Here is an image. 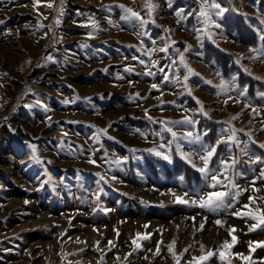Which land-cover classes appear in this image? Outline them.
Wrapping results in <instances>:
<instances>
[{
    "label": "rangeland",
    "instance_id": "rangeland-1",
    "mask_svg": "<svg viewBox=\"0 0 264 264\" xmlns=\"http://www.w3.org/2000/svg\"><path fill=\"white\" fill-rule=\"evenodd\" d=\"M140 2L141 8H146V0H53L51 6L46 0L39 5H35V0H0V264H68L69 261L71 264H175L168 251L173 240L176 241L175 250L183 253L181 264L201 254V244L206 250H216V255L206 264H227L219 259V250L225 239H232L227 230L232 225L236 226L237 242L229 251L249 256L251 264H264V246L254 245V250L249 248L251 241H264V225L253 229L251 226L257 221L252 217L228 214L248 203L249 195L264 196V179L256 181L259 192L253 193L250 187L252 177L259 174L264 164H249L248 157L241 156L239 167L245 175L237 176V182L248 191L242 192L237 205L215 214L208 209L173 202L169 189L189 191L191 195V188L205 187L201 174L180 156L175 144L172 145L171 160L142 149L158 146L167 151L163 145L156 144L160 137L151 131H160L162 127L137 106L149 112L156 110V91H146L142 95L144 98H133L131 104L121 105V97L111 95L115 104L111 101L103 108L110 118L122 111L133 113L120 116L122 119L117 123L112 121V128H107L110 135L102 137V148L93 158L90 155L99 145L92 146L96 133L90 126L92 123L73 126L66 133L62 122L68 113L86 112L84 107L58 110L60 105L52 104L51 111L59 112V123L51 121L50 113L45 115V110H39L43 104L38 101L43 97L49 100L51 95L54 99L59 96V91H67L70 100L74 94L94 91L98 81L107 82V78L100 79L107 70L103 73L93 69L97 52L105 58L111 77L126 58L131 59V63L140 58L152 60L144 57L150 49L147 45L142 49L143 53L139 48L128 49L109 40L95 47L92 45L94 37L87 35L94 31L110 37L116 23L126 25L131 33H135L138 22L115 21L121 14L119 11H123L119 7L121 3L139 8ZM218 2L228 11L222 16H213L219 26L209 27L212 28V39H217V46L223 50L231 49L228 43L232 31L224 28L228 23L249 24L264 30L260 23L264 19V0ZM153 3L156 7L152 13L160 12L161 18L183 8L186 19L178 24L203 25L198 22L199 0H172V7L168 6V0H153ZM189 11L192 15H187ZM140 12L145 16L149 10ZM109 17L112 23H109ZM57 18L60 23L56 22ZM90 19L98 22L97 29L90 23H83ZM181 34H187L182 27L177 32V35ZM256 38L259 41L258 36ZM263 49L261 47L256 53L260 51L263 56ZM49 56L55 59L50 60ZM143 81L150 84L146 79ZM110 82L111 86L95 91L111 93V87L115 89L118 83ZM123 83L132 84V80L126 78L118 86ZM134 85L141 84L136 81ZM151 116L161 118L160 115ZM89 119H94L92 114ZM137 129L147 132V137ZM165 138L170 140V134ZM72 139L81 144L78 154L67 148L76 145ZM31 144L37 145L42 162L33 159ZM123 144L126 145L122 147ZM128 145L137 148L134 155H130L132 148ZM241 146L253 151L249 138H243ZM194 147L185 143L184 151ZM117 156H128V159L114 165ZM92 159L99 163H90ZM215 161L216 157H213V163ZM194 162L199 163L198 158ZM97 173L107 179L101 180ZM65 174L68 177L61 180ZM256 205L264 208V200L257 199ZM104 208L110 211L105 212ZM218 216L226 221L224 225L215 223ZM192 217H195L194 221ZM138 232L151 234L140 240L143 246L139 249L132 243ZM109 240L114 246L108 244ZM161 240L163 243H159ZM96 241L100 242V251ZM185 248L187 252H184ZM230 258L232 264H248L239 256Z\"/></svg>",
    "mask_w": 264,
    "mask_h": 264
},
{
    "label": "crops",
    "instance_id": "crops-1",
    "mask_svg": "<svg viewBox=\"0 0 264 264\" xmlns=\"http://www.w3.org/2000/svg\"><path fill=\"white\" fill-rule=\"evenodd\" d=\"M139 6V8L136 7L134 9L137 11L146 9L141 8L142 2L139 3ZM119 12L121 14L115 22L123 21L121 19L123 11ZM159 13L160 12L157 11L156 13H151V16L155 15L153 17L155 23L152 22V19H149V13H146L144 16L148 21L146 28L141 29L138 26L134 31L136 33L146 30L148 32L147 36H137L135 33L130 32L131 29L129 27L120 23H116L112 26L115 29L112 30L110 37L96 33L92 36L94 37L92 40L94 44L92 45L95 47L100 46L101 42L109 40L112 42L114 41L116 44L128 49L135 48L136 50L139 48L140 52H142V49L146 45L150 48H155L156 51L151 56L144 54V57L159 60V66L152 65L148 59L140 58V60L131 63L129 62L131 59L126 58L124 62H117L119 63V67L115 73H113V77L110 76V67L107 65V73L103 77L99 78H107L108 81H96L97 84L95 85L94 89L96 90L100 87L105 88L106 86L109 87L111 86L110 81L112 80L117 82L119 85L120 82L126 78L132 80V84L123 83V85L120 86L116 85L117 90L116 87L115 89L111 87V93L100 92L98 90L91 91L88 94L85 92H82V94L77 93L74 94L70 100L67 91H59V96H56L54 99L51 97V95H49L48 97L52 99L51 101H49L50 99L48 100V98H44L43 95L39 93L43 97L42 104H46L48 106L47 108L41 106L39 110H45V115L50 113L51 121L54 123H59V112H57L55 109L51 111L52 104L58 103L60 105L58 110H62V108L67 109V107L72 108V106H81L82 108L84 107L86 112L80 110V113H77L76 115H70L68 113V116H64L65 120L62 122L65 123L67 131L66 133H69L73 126L90 122L92 123L90 126L93 127L97 132L98 128H108V130L111 129L112 121H116L115 123H117L122 119L119 118L120 116L133 113L132 111H122L120 115L118 114V116L110 118V116L107 115V112H103V108H106L109 103L113 101L111 99V95L120 96L122 100L120 103L121 105L131 104L130 100L132 99H129L130 95L134 98H144L142 95H145L146 91H156L157 99H155V106H157V109L145 113L144 108L140 105H137L139 106V109L143 111V114L155 116L160 115L161 118H170L171 120H176L183 117V110L185 108L190 109L192 111L186 112V114L193 115L199 121L195 127L202 132L205 129H210V131L207 132V135L203 137V139L208 142L214 141L216 136L219 134L221 127L220 122L231 120L237 129H243V131L239 133L241 140H243V138L248 140L246 135L249 131H251L254 137L252 140L253 151L257 154L264 155V149H261L257 143L264 142V127H262V124H264V115L253 116L251 109L244 106L245 102L251 103L253 105H259L261 106L259 111L264 113V96L260 95L264 94V49L263 56L260 55L262 54L260 51L258 53H253L250 51V49L253 47L259 49L261 47L264 48V45H262L264 42H261L260 40L257 41L256 36H258V33L255 27L249 24H239L238 22L228 23V25H225L224 28L232 31L231 41L228 43L231 49L230 51H225L217 46L219 45L217 39L214 37L212 39V36L207 35L204 25H197L194 22H191L188 26L186 24H178V21L182 22V19H180V17L175 14V11H171V16L168 15L162 18ZM238 13L241 14V12ZM121 25L126 27V29L121 27ZM181 27L187 32L185 36L182 34L177 35V32ZM211 30V26H208V31ZM141 41H143V45H141ZM153 41H155L154 44ZM171 41H175V44L170 43ZM218 41L220 40L218 39ZM165 44H168V53L160 51V49L163 48ZM189 45H191V47H188ZM186 48L187 51H185ZM179 52H183L187 63L192 69L195 70V74H193L189 79V84L192 88L191 93L185 91L183 87L178 86L173 80L163 81L162 79L165 72H167L170 76H174L175 68L179 67L181 69V84L183 83L182 78L186 72V69H184L183 65H181L179 62ZM141 60H144L148 63L146 65L141 64ZM173 61H175V63H173ZM104 62L105 58L103 55L97 52V58L92 62L93 69L96 71H102L104 73L106 69V63ZM242 64L246 68H244ZM126 66H130L132 70L129 71L128 67ZM146 66L155 73L154 76L146 75ZM162 67L164 68L163 72L160 70ZM218 73H220L224 79L234 78L240 89H247V97H239L237 90H232L227 94L217 95L216 93L218 89L215 87V85L219 84L220 82V75H218ZM145 79L150 81V84L147 81H143ZM153 80L156 81V83H160L162 85L161 89L157 90L151 88V82ZM207 80H212L213 84H208ZM136 81H138L141 85H134ZM94 83L95 82H92V84ZM145 84L147 86H142ZM137 92H139V96H135V93ZM161 92H163L162 96ZM227 95H231L234 100L238 98L240 102L234 103L233 101H229L227 104H225L224 100L227 98ZM75 96H78V99H74ZM197 98H199V101L203 102L205 111L209 113L208 117H205L201 113L195 111V109L199 107ZM161 100L165 101V103L161 104ZM64 101L70 102L65 103ZM171 101H175V104L171 103ZM185 102L187 104H184ZM113 104H115L114 101ZM107 110L109 111V108H107ZM91 114L94 119H89ZM106 117H108V119L103 121V119ZM116 118L118 119L116 120ZM109 135L110 134H101L100 140L95 139L92 146L95 144L99 146L94 149L93 153L90 155V158H93L94 153L102 148V137ZM165 135L167 136V134ZM79 141L84 143L82 139H79ZM71 142L76 145H68V150L73 154L80 153L81 149L79 145L81 144H77L79 142L75 139H72ZM166 142V138L163 141L161 139L156 140L157 145H164ZM125 145L126 144H123L122 147ZM128 146L132 148L130 155H134L135 151H133V149L136 150L137 148L131 145ZM142 149L146 150V147ZM223 149L224 145L221 144L217 149V154L219 155ZM66 175L67 174L62 176L61 180L63 177H68Z\"/></svg>",
    "mask_w": 264,
    "mask_h": 264
},
{
    "label": "snow or ice",
    "instance_id": "snow-or-ice-1",
    "mask_svg": "<svg viewBox=\"0 0 264 264\" xmlns=\"http://www.w3.org/2000/svg\"><path fill=\"white\" fill-rule=\"evenodd\" d=\"M42 2V0H35V5H39ZM49 6L52 5L53 0H46ZM168 6L172 7V0H168ZM119 7L123 10V15L121 16V19L126 22H138V26L141 29H145L148 21L145 19V17L141 14L140 11L135 10L132 7H129L125 4H120ZM144 7H146L149 10V19H152V22L155 23V20L152 18L151 13L154 11L156 5L153 3V0H146ZM62 11V9H61ZM228 11L227 8H224L221 3L218 2V0H199V14H198V22H202L205 27V32L207 35L211 36L212 33L208 31L209 25H217V21L213 19V16L219 17L222 16L224 12ZM175 14L180 17V19H186V15L184 14L183 8H177L175 9ZM187 15H192V12L189 11ZM57 23H60L59 18H57ZM179 22V21H178ZM85 24H91L93 26V29H97L99 27V24L94 19H90L88 21H84ZM109 23H112L111 17H109ZM261 25H264V19H261L260 21ZM136 25L134 24V27ZM219 26V25H217ZM170 31V29H169ZM198 31V30H197ZM258 35V39L261 42H264V30L261 28L256 29ZM95 34L94 31H89L87 33L88 36H93ZM137 36H147L148 32L141 31L135 33ZM141 45H143V41L140 42ZM155 41H153V44ZM170 43L175 44V41H171ZM188 47H191L189 45ZM156 51L155 48L148 49L146 55L151 56ZM160 51H163L165 53H168L169 48L168 44H165L163 48L160 49ZM187 51V48L185 49ZM250 51L253 53L257 52V49L255 47L251 48ZM48 59H55V57L49 56ZM134 59H139V57H134ZM178 59L181 65H183V68L186 69V72L182 78L183 83L181 84V76L180 71L181 69L179 67L175 68V75L170 76L167 72L163 75L162 79L163 81H170L173 80L178 86L183 87L185 91L188 93L192 92V88L189 84L190 77L195 74V70L191 68V66L187 63L186 58L183 54V52H179ZM239 62V61H238ZM141 64H147L148 62L141 60ZM152 65L159 66V60L152 59L150 61ZM175 63V61H173ZM128 67V70L131 71L132 68L130 66ZM107 69H105L106 71ZM162 72L164 71V68L162 67L160 69ZM145 73L148 76H154L155 73L148 68L145 67ZM220 75V82L219 84L215 85V87L218 89L217 95L221 94H227L231 92L232 90L238 91L239 97H247V89H240L239 85L235 82L234 78L231 79H224L223 76ZM131 83V81H130ZM208 84H213L212 80H207ZM162 85L160 83H152L151 88L152 89H161ZM139 92L135 93V96H139ZM163 95V92H161V96ZM264 96V94H260ZM133 96H129V99H133ZM229 101H233L234 103L240 102L239 99H233L231 95H227V98L224 100V103L227 104ZM65 103H69L70 101H64ZM197 102L199 104V107L195 109L196 112L201 113L203 116L208 117L209 113L205 111L204 105L202 101H199V98H197ZM38 103H43L42 101H38ZM161 104L165 103V101L161 100ZM171 103L175 104V101H171ZM246 108H250L253 116L256 115H264V113H261L259 111V108L261 106L259 105H253L251 103L245 102L244 105ZM44 108H47L48 106L46 104L43 105ZM145 113L148 112L147 109H144ZM186 112H191L190 109H185ZM150 120H152L154 123H159L162 128L160 131H156L155 129H151L152 133L154 135H157L160 137V139L163 141L165 140V134H170L171 139L168 140L163 146L167 149V151H162L160 147L156 146L153 148L146 149V151L153 152L157 156H161L166 160H171V151H172V145L175 144L177 151L179 152L180 156L193 168L197 169V171L201 174L203 178V183L205 187L201 188H191V195H189V191H182L177 192L175 189H169L168 192L173 198V202L187 205V206H197L201 209H208L212 213L219 214L222 211H227L231 209L234 205H237L239 203L240 197L242 192L248 191V188L242 187L237 182V176H243L245 175L244 171H242L239 167V165L242 163V157H248V163L252 164L255 162H259L261 164H264V155L257 154L256 152L252 151L250 148L242 145V140L239 136V133L243 131V129H237L236 126L232 123L231 120L228 121H222L221 127L219 130V134L216 136L215 140L212 142H208L203 139L204 136L207 135V132L210 131V129H205L203 132L197 129L195 126L199 123V121L190 114H186L180 119L171 120L170 118H156L152 117L151 115L148 116ZM50 119V118H49ZM262 127H264V124H262ZM137 132H140L139 129L136 130ZM101 134L108 135L107 128H98L97 132L94 134V138L96 140L101 139ZM140 134L144 137H147V132H140ZM248 138L250 141L254 139L251 131L247 133ZM112 139H115V137H111ZM188 143L189 145H195L194 148L191 149V151H184V144ZM259 144V147L261 149H264V142H257ZM223 144L224 150L218 155L217 149L218 147ZM30 147L33 151V159L41 160L40 156L37 152V145L31 144ZM236 149L239 150V152H236ZM133 151H136L133 149ZM107 155V153H105ZM213 157H216L215 163H213ZM199 160V163L194 162L195 159ZM128 159V156H117L113 164H119L122 161H125ZM92 164H98L99 162L96 159H92L90 161ZM98 176H100L101 180L107 179L102 173H97ZM112 179H116L115 177H112ZM182 179V178H181ZM264 179V168H261L258 175H255L252 177V184L250 185L253 193L259 192L260 188L257 187L256 181ZM99 184V181H97ZM264 187V185H262ZM103 191V188L100 189V192ZM99 196V193L96 194ZM248 203L244 204L242 207H239L235 211H231L228 214L236 217H252L257 221V224H253L251 228H255L259 225H264V208H261L259 205H256L257 199L264 200V196L257 197L256 195H249L248 196ZM256 205V206H253ZM103 211L108 212L110 209L104 208ZM193 221L195 220V217H192ZM206 219V218H205ZM215 223L217 225H224L226 221L223 219L218 218L216 219ZM200 229H203V223L200 225ZM228 232L230 235H232V239L228 240L225 239L222 243V247L219 250V259L221 261H227V264H232V260L230 257L232 256H239L241 260L247 261L248 264H251V261L249 260V256L244 255L243 253H232L229 250L232 248V246L237 242V237L234 235V232L236 230V226L232 225L229 227ZM118 233V230H117ZM150 233H137L136 237L133 238L132 243L135 245L137 249L141 248L143 245L140 243L141 239H146L150 236ZM99 241H96V247L97 250L100 251L99 248ZM159 243H163L161 240ZM109 245H113V241H108ZM175 244L176 241L173 240L168 245V251L172 254L173 258L175 259V264H181V258L183 256V253H178L175 250ZM254 245H260L264 246V241H251L249 242V248L253 249ZM201 254L193 256L191 259L186 261V264H206L211 257L216 255L215 249H205V246L201 244ZM254 250V249H253ZM188 249L185 248L184 252H187ZM157 254H159L160 249L159 246H157L156 249ZM128 255H131V252L128 253ZM116 259L119 260L120 256L117 254ZM68 264H71V261L68 262Z\"/></svg>",
    "mask_w": 264,
    "mask_h": 264
}]
</instances>
